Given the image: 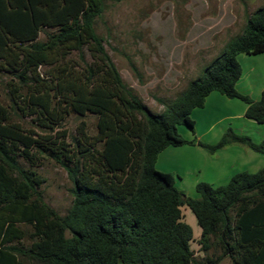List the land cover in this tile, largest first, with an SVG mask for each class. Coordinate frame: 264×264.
Wrapping results in <instances>:
<instances>
[{
  "label": "trees",
  "instance_id": "trees-1",
  "mask_svg": "<svg viewBox=\"0 0 264 264\" xmlns=\"http://www.w3.org/2000/svg\"><path fill=\"white\" fill-rule=\"evenodd\" d=\"M104 8V0H0V70L10 76V103L0 102V264H196L183 206L197 218L203 249L212 238L221 252L203 264L224 257L264 264V168L218 187L199 182L200 198H191L156 166L165 148L196 142L210 153L242 144L264 154V141L232 129L215 144L178 131H195L192 111L213 91L244 101L246 117L264 124V90L253 100L236 87L238 55L264 52V5L203 76L175 100H161V113L124 82L96 32ZM89 113L96 133L86 121L71 140L66 130L55 133L68 116ZM17 115L48 133L26 128ZM46 154L73 183L64 216L40 191L45 178L35 168Z\"/></svg>",
  "mask_w": 264,
  "mask_h": 264
},
{
  "label": "rangeland",
  "instance_id": "rangeland-1",
  "mask_svg": "<svg viewBox=\"0 0 264 264\" xmlns=\"http://www.w3.org/2000/svg\"><path fill=\"white\" fill-rule=\"evenodd\" d=\"M104 4V11L95 23L96 32L102 36L124 82L153 112L161 113L165 108L161 100H175L191 80L203 76L205 68L227 48L230 40L244 31L247 18L264 5V0H104ZM9 80L10 76L0 70V102L5 104L10 103ZM15 120L38 134L48 133L37 126L34 118L17 115ZM243 120L233 117L218 126L230 124L228 129L235 133L234 128L243 127L252 141L262 143L264 125L253 127ZM82 121L87 122L90 134L97 132V116L89 113L68 116L55 133L66 130L67 140H71ZM203 124L207 125L199 120V125ZM187 130L191 131L185 125L178 126L182 136ZM35 169L45 178L40 186L44 200L59 214L66 215L73 202L70 192L73 183L67 170L47 154ZM243 171L246 170H240ZM182 175H185L183 182L175 176L176 187L187 197L200 198L193 186L194 176ZM182 211L183 220L193 230L195 263L203 264L207 256L220 255L212 238L210 248L203 249L196 216L188 206H183ZM218 264L232 262L224 257Z\"/></svg>",
  "mask_w": 264,
  "mask_h": 264
},
{
  "label": "crops",
  "instance_id": "crops-1",
  "mask_svg": "<svg viewBox=\"0 0 264 264\" xmlns=\"http://www.w3.org/2000/svg\"><path fill=\"white\" fill-rule=\"evenodd\" d=\"M238 61L242 66V75L236 83L237 89L253 100L260 99L264 90V52L257 55L241 53L238 55ZM247 107V103L238 98H229L218 91H213L207 96L203 107L192 111L195 131L187 130L183 137L187 140L196 139L207 144H215L223 137L230 124L218 125L230 121L233 117L244 119L243 123L253 127L264 125L246 117ZM236 110H239L238 113H233ZM199 120L206 122L207 125H199ZM234 130L245 136L248 134L243 127ZM156 166L161 171L173 173L174 176L181 178L182 182L185 177L182 174L189 173L194 176L195 189L199 182L218 187L226 185L240 170L258 172L264 168V154L242 144H231L210 153L196 142L165 148L159 154Z\"/></svg>",
  "mask_w": 264,
  "mask_h": 264
}]
</instances>
